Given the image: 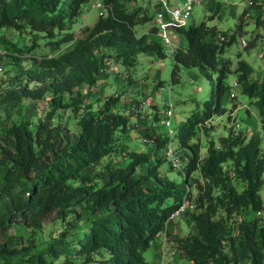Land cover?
<instances>
[{
    "label": "trees",
    "instance_id": "1",
    "mask_svg": "<svg viewBox=\"0 0 264 264\" xmlns=\"http://www.w3.org/2000/svg\"><path fill=\"white\" fill-rule=\"evenodd\" d=\"M91 1L95 0H0V29L18 32L20 38L14 44L6 33L0 35V52L11 46L22 55L40 54L38 69L30 75L31 82L41 83L37 89L25 85L8 91L0 96V105L24 98L41 100L50 94V110L36 129L26 119L1 123L0 169L5 176L0 181V264H59L63 257L83 258L86 264H153L147 261V252L185 201L194 203L195 210L185 213L191 231L177 243L191 264H264V222L251 219L264 212L261 135L227 139L220 152L211 146L203 163L200 145L189 144L199 125L228 113L226 97L230 98L232 87L227 79L233 72L223 55L237 34L221 45L211 40L215 32L206 22L176 28L189 45L174 52L172 82L180 83L182 68H189L216 84L203 110L180 133L179 139L193 152L180 183L162 176L159 158L151 166L149 153L127 152L119 145L132 118L138 119L117 109L120 98L107 97L96 112L80 89L84 84L92 89L101 81L99 55L103 51H115L117 60L132 68L141 54L159 47L149 43L147 34L138 37L136 27L141 21L136 13L126 11L122 0H102L107 13L84 27V37L76 39L72 29ZM250 1L244 15L253 6H264V0ZM153 20L154 15L149 14L142 22ZM153 30L157 32V28ZM31 34L35 38L29 46ZM41 42L50 47L49 52L42 49ZM158 53L162 55L161 50ZM252 70L240 63L244 94L256 101L264 127V77L249 81ZM159 84L163 86L162 81ZM61 110L70 111L72 128L55 125ZM170 141L169 134L159 139L153 148L155 155ZM121 156L126 157L124 161ZM109 161L113 166L110 181L99 186L87 169L95 170ZM141 165L148 167V174L138 173ZM197 171L204 183L194 196L188 182ZM232 175L245 185L242 191L230 187ZM152 177L157 186L147 185ZM53 215L62 221L72 218L78 227L70 222L69 228L47 239L44 225ZM15 225L31 228L30 238L11 234ZM73 232L79 236L74 237Z\"/></svg>",
    "mask_w": 264,
    "mask_h": 264
},
{
    "label": "rangeland",
    "instance_id": "2",
    "mask_svg": "<svg viewBox=\"0 0 264 264\" xmlns=\"http://www.w3.org/2000/svg\"><path fill=\"white\" fill-rule=\"evenodd\" d=\"M122 2L126 11L136 13L138 21H141L136 27L138 37L149 32V43L157 44L159 46L158 50L141 54L138 57V62L132 68H127L119 62L115 51L105 50L99 55L101 67L106 68L110 64H115L119 72L110 75L103 73L100 77L101 79L104 78L102 80L104 86L100 90L91 92V88L87 84L81 86L80 89L88 98L87 100L92 110L96 112L102 107L107 97L115 94L120 95L117 109L127 114H130V104L133 101L142 99L151 101L152 107L148 109V113H154V115H149L136 121L135 118H132L128 133L120 136L122 139H120L119 145H123L127 152L149 153V165L151 166L156 165L158 163L156 159L159 158L161 161L160 168L163 170L162 176L169 180L176 179L182 183L185 177L183 174L187 172L186 166H188L193 152L190 147L179 139L180 133L185 123L195 113L203 110L205 101L210 97L215 87L213 85L214 82L207 77L201 76L195 69L182 68L180 83L174 84L172 82L175 67L174 52L180 47H188L189 43L186 37L179 32H172L171 36L175 47L171 50L170 47L161 43L158 33L153 30L154 20L146 23L142 22V19L149 17V14H154V9H149V6L143 0H122ZM154 3H157V0H154ZM250 3V0H206L205 6L197 7L194 14L187 19L188 25L194 22L198 24L206 22L217 37L211 38V40L216 39L221 45L223 43L228 44L231 36L237 34V40L232 46L226 47L223 58L230 61V67L233 72L229 75L227 84L232 87L234 82L239 81L241 87L237 91L235 99L226 97L228 113L216 115L206 123L199 125L197 135L189 143L191 145L194 143L200 145V163H203L208 157V150L211 146L220 152L224 148L225 141L230 138L235 139L239 136H250L253 133H259L262 137V147L264 148V127L259 115V107L255 100L249 99L244 94L243 83L240 80V74H243L240 71V63H246L253 69L249 75V81H258L264 77V6H253V12L250 11L251 13L244 15V11L250 8ZM101 14L102 11L97 7L96 2L91 1L85 7L84 14L72 29L76 39H82L84 37V27L94 25ZM5 33L6 31L0 29V35ZM18 34V32L10 30L6 33V36L16 44L20 40ZM220 37H225V40H220ZM34 38L35 35L33 34L28 36L27 43L29 46L33 44ZM243 39L248 43L246 48L241 44ZM44 43L41 42L42 49L49 52L50 47H46ZM2 47H5V45H2ZM159 50L162 51V55L158 53ZM0 53L2 54L0 56V96L25 85H28L30 89H37L41 86V83L31 82L30 75L36 73L38 69L40 54L22 55L14 52L11 46ZM261 55L263 57H260ZM124 74L126 76L121 77ZM216 79L217 76H214V80ZM159 81L163 82V86L159 84ZM109 82L112 88L107 89ZM49 98L50 94L41 100L24 98L22 101L15 100L6 105H0V127L1 123L5 121L18 123L22 119H26L32 123V129H36L41 119L50 110L47 107ZM170 99L173 100L175 105L172 127L175 137L173 145L182 161L181 170L174 168L167 158L169 144L159 150L158 156L155 155L153 150L157 146L159 139L164 140L168 137V131L162 124V118L166 111L165 104ZM70 115V111H59L56 115L55 125H61L65 130L72 128ZM154 122H157L156 127H153ZM146 134H148L149 139L153 140L152 143L147 144L144 141ZM125 158L121 156L119 159L124 161ZM110 160L116 161L117 158ZM110 162H106V164ZM106 164L97 165L95 170L87 169V172L96 178L99 186L110 181V171L113 166ZM138 170L139 174L149 173L146 165H141ZM4 176L5 172L0 169V181L3 180ZM232 177L230 187H237L239 191H242L245 185L235 179L233 175ZM203 183L204 178L200 171L194 172L189 179L188 189L193 190L194 196H197V187ZM147 185L157 186L158 181L155 177H152L147 182ZM261 194L264 200V189ZM83 204L81 201L80 206H83ZM251 219L264 222V212L256 217H251ZM70 222L74 223L75 228L78 227V221L72 218L62 221L53 215L44 225V237L50 239L57 233H61L69 228ZM190 231L191 221L188 214L184 213L172 217L167 224L166 232L156 239L151 249L147 252V261L153 264H191L189 260L182 256L178 250L177 243L178 240L188 236ZM10 232L16 237H22L27 240L32 234V229L26 225H15ZM73 235L78 237L79 232H73ZM66 261L86 264L83 258L77 257H63L59 264H66Z\"/></svg>",
    "mask_w": 264,
    "mask_h": 264
},
{
    "label": "built area",
    "instance_id": "3",
    "mask_svg": "<svg viewBox=\"0 0 264 264\" xmlns=\"http://www.w3.org/2000/svg\"><path fill=\"white\" fill-rule=\"evenodd\" d=\"M149 6V9H154V27L157 28V33L160 37L161 43L170 47L171 50L174 49L175 45L173 42V37L171 36L172 32H175L177 27L188 26L187 19L194 14V11L197 7L205 6L206 0H157V3H154V0H143ZM97 7H99L103 13H107V10L104 6L102 0H95ZM252 5V3H250ZM220 40L224 41L225 37H220ZM241 44L244 48L248 46V43L245 39L241 41ZM260 57H263L262 55ZM1 70V69H0ZM118 67L115 64H110L106 68H100V76L105 73L106 75L116 74ZM126 76V74L121 77ZM100 82L93 87V91L100 90L102 86ZM241 87L239 81L233 83L230 93V98L235 99L237 97V91ZM116 98H120L119 94L113 95ZM152 107V102L149 100H136L130 104V112L132 115L138 119H143L146 116H149L148 109ZM165 114L162 118V124L168 131V134L171 138V141L167 148V158L171 161L174 168L181 170L182 161L177 155V152L173 145L174 135L172 132L173 119L175 116V105L172 99L167 101L165 104ZM157 126V122L153 123V127ZM144 141L149 144L153 140L149 138H144ZM195 208L194 204L189 201H185L180 210L173 215L178 216L184 214L188 211H193ZM261 213H259L260 215Z\"/></svg>",
    "mask_w": 264,
    "mask_h": 264
},
{
    "label": "crops",
    "instance_id": "4",
    "mask_svg": "<svg viewBox=\"0 0 264 264\" xmlns=\"http://www.w3.org/2000/svg\"><path fill=\"white\" fill-rule=\"evenodd\" d=\"M146 34L149 35L150 33L148 32V33H146ZM195 70H196V69H195ZM197 71H198V70H197ZM102 80H104V78L101 79L100 85H101V86H104V82H102ZM110 85H111V83L109 82V83H108V86H107V89L112 88ZM113 87H114V86H113ZM91 92H93L92 89H91ZM148 114H149L150 116H153V115H154V113H151V114L148 113Z\"/></svg>",
    "mask_w": 264,
    "mask_h": 264
}]
</instances>
